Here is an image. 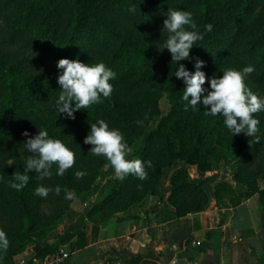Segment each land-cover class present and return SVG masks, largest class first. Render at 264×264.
I'll use <instances>...</instances> for the list:
<instances>
[{"label":"trees","instance_id":"trees-1","mask_svg":"<svg viewBox=\"0 0 264 264\" xmlns=\"http://www.w3.org/2000/svg\"><path fill=\"white\" fill-rule=\"evenodd\" d=\"M168 8L192 13L203 37L190 50L189 59L177 64L164 49L168 33L163 21ZM208 24L213 26L211 32L206 31ZM62 58L103 62L115 73L111 96L76 111L75 119L57 110L61 89L56 64ZM197 58L204 61L201 71L209 79L227 68L242 71L252 66L254 71L245 83L264 97V0H0V230L9 240L7 251H0V264H13L31 232L52 226L64 214L71 201L65 198V190L96 192L95 179L109 162L94 156L84 139L91 124L100 119L122 133L133 149L128 157L144 162L147 179L116 178L108 193L90 205L85 219L92 225V241L100 224L147 196L161 203L168 193L175 220L203 210L210 199L201 185L188 179L185 166L207 171L212 153L216 161L234 158L233 178L244 185L237 191L221 177L211 193L219 210L255 193L264 210V186L257 184L258 176L264 174V114H255L259 131L247 137L243 133L233 136L224 117L206 115L209 109L202 103L185 111V85L174 75L180 64L194 72ZM204 87L210 90L208 83ZM164 92L168 112L149 127L160 115L159 99ZM39 130L71 149L75 164L63 176L56 174L57 165H53L51 178L43 180L31 171L27 185L17 191L9 182L15 172H23L32 155L24 144L29 137L22 133L34 137ZM216 147L220 151L215 152ZM175 161L182 165L169 177L167 188L165 171ZM77 171L86 175L77 179ZM39 186L53 191L40 197L35 194ZM56 186L61 188L59 195ZM74 236L72 250L87 244L84 230L77 229L55 243L42 241L35 258L54 255ZM138 260L136 256L130 264Z\"/></svg>","mask_w":264,"mask_h":264},{"label":"clouds","instance_id":"clouds-1","mask_svg":"<svg viewBox=\"0 0 264 264\" xmlns=\"http://www.w3.org/2000/svg\"><path fill=\"white\" fill-rule=\"evenodd\" d=\"M212 27L208 24L206 31L211 32ZM163 30L168 33L164 49L168 50L171 60L176 64L189 59L190 50L203 38L197 30L192 13L184 10L168 8L166 19L163 21ZM203 66L204 61L197 58L194 72L187 70L183 64L176 68L174 76L182 80L185 85L182 96L187 102L185 111L188 107L195 108L202 103L209 109L205 111L206 115L219 114L224 117V125L233 136L242 133L247 137L255 136L259 131L260 123L255 118V114L264 111V98L254 94L245 83V78L254 71V68L247 66L242 71L227 68L222 71V75L214 74L209 79L205 72L201 71ZM56 67L60 70L57 83L61 92L56 101L60 114L75 119L76 111L102 103V97L111 96L113 86L110 81L114 79L115 73L103 62L90 64L79 59L62 58L57 62ZM206 83L210 85V90L204 87ZM137 123L142 124V121ZM22 135L29 137L24 144L32 155L26 159L23 172H15L12 175L13 181L9 182L11 188L22 190L29 181L31 171L39 174V179L43 180L51 178L53 165H57L56 174L59 176H63L74 166L75 153L60 139L50 138L46 130H39L34 137L27 131ZM84 144L92 146L90 152L94 156L105 157L118 178L124 179L128 175H133L140 180L147 179L144 162L140 159L127 158L132 154L133 149L125 142L122 133L118 129H110L103 119L91 124ZM147 166L151 167V161ZM85 175L83 171L75 173L77 179H82ZM50 191L53 189L39 186L35 189V194L46 198ZM54 191L59 195L61 188L56 186ZM65 198L71 200L73 193L65 190ZM8 247L9 240L6 233L0 230V251L6 252Z\"/></svg>","mask_w":264,"mask_h":264},{"label":"crops","instance_id":"crops-1","mask_svg":"<svg viewBox=\"0 0 264 264\" xmlns=\"http://www.w3.org/2000/svg\"><path fill=\"white\" fill-rule=\"evenodd\" d=\"M257 184L262 188L264 178ZM152 204L114 213L99 225L94 241L86 220L79 229L87 244L72 250L76 236L62 244L71 250L62 264H130L136 256V264H264V210L257 193L221 210L211 197L203 210L172 224L147 216ZM40 248L41 243H28L17 258L37 259Z\"/></svg>","mask_w":264,"mask_h":264},{"label":"rangeland","instance_id":"rangeland-1","mask_svg":"<svg viewBox=\"0 0 264 264\" xmlns=\"http://www.w3.org/2000/svg\"><path fill=\"white\" fill-rule=\"evenodd\" d=\"M259 97L264 98L262 94H259ZM168 109L169 104L166 98V92H164L161 98L159 99L160 115L158 117L153 118V120L149 123L148 126H154V124L158 121L159 117L168 112ZM260 113L264 114V111H261ZM215 150V152L220 151V148L216 147ZM212 156L213 153L209 155L211 168L207 171H200L195 165H186L185 170L187 172L188 179L194 184L201 185L202 190L205 191L209 199L212 197V188L221 177L226 179V181L230 182L231 185L234 186L237 191L242 189L244 185L236 182L233 178V172L236 167L235 159L230 156L226 160L220 159L219 161H216L214 158H212ZM127 158L132 159L130 157ZM181 165L182 164L180 161H175L172 165V168L165 171L163 179V184L165 187H170L169 177ZM116 178L118 177L110 163L104 164L95 179V183L98 186L96 192L91 195L86 191H73V198L71 199L70 204L65 210L64 214L61 217L55 219L53 221L52 226L41 227L31 232L27 244L33 242L41 243L42 241L48 240L57 241L62 236L66 237L68 234L74 233L80 227L85 228V213L87 209L93 202L98 201L108 193L112 181ZM262 178H264V174L258 176L257 182ZM167 195L168 193L163 196L161 203L156 202L157 198L155 196H147L141 201L134 203L132 207H142L147 203H154L147 211V216L151 215L153 216L152 218H158L160 220L166 221L168 224H172L175 218L172 214V210L168 208L167 204L170 205V203L167 200ZM177 200L179 201L180 199L178 198ZM183 209L186 208L184 207ZM97 219L98 218H96V220ZM60 246H62V244ZM17 260L18 258L16 257L14 263H16Z\"/></svg>","mask_w":264,"mask_h":264},{"label":"built area","instance_id":"built-area-1","mask_svg":"<svg viewBox=\"0 0 264 264\" xmlns=\"http://www.w3.org/2000/svg\"><path fill=\"white\" fill-rule=\"evenodd\" d=\"M70 249L60 246L59 250L50 257L43 259H18L16 264H62L69 256Z\"/></svg>","mask_w":264,"mask_h":264}]
</instances>
